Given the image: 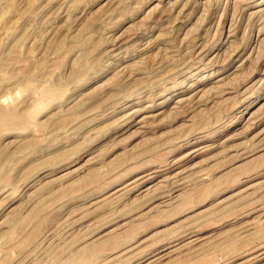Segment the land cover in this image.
I'll return each instance as SVG.
<instances>
[{
	"label": "rangeland",
	"instance_id": "obj_1",
	"mask_svg": "<svg viewBox=\"0 0 264 264\" xmlns=\"http://www.w3.org/2000/svg\"><path fill=\"white\" fill-rule=\"evenodd\" d=\"M0 264H264V0H0Z\"/></svg>",
	"mask_w": 264,
	"mask_h": 264
},
{
	"label": "bare ground",
	"instance_id": "obj_2",
	"mask_svg": "<svg viewBox=\"0 0 264 264\" xmlns=\"http://www.w3.org/2000/svg\"><path fill=\"white\" fill-rule=\"evenodd\" d=\"M161 181V180H160ZM156 184V183H155ZM150 186V185H149Z\"/></svg>",
	"mask_w": 264,
	"mask_h": 264
}]
</instances>
